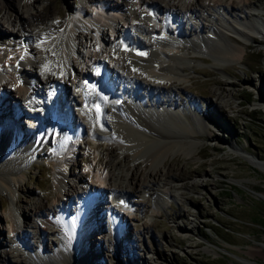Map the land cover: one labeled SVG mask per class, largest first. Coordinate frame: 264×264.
<instances>
[{"label": "bare ground", "instance_id": "obj_1", "mask_svg": "<svg viewBox=\"0 0 264 264\" xmlns=\"http://www.w3.org/2000/svg\"><path fill=\"white\" fill-rule=\"evenodd\" d=\"M82 1L86 4V7L88 5L97 6L100 9L97 11V15L94 17L91 15L87 16L85 14L86 9L81 8L78 12L79 14L72 17L68 13L61 14L58 12L57 16L60 19L57 20L52 17L53 9H51V5L43 4L44 1L42 0H35L34 2L32 0H10L7 2L13 6L16 5L19 10L21 9L20 5L30 8L28 18L21 19L20 17L19 25H16L17 28L13 27V29L9 30L18 40L16 49L8 51L3 48L0 49V65L2 66V70H0V137L2 138H0V187L5 188L12 195L15 189L18 190L22 185L23 176L19 173V168L23 165V161H21L23 159L21 157V159L14 158L12 154L16 150H10L9 147L17 146L20 143L15 142V137L20 136H16V134H21L24 130L31 133L26 127L27 124L23 122L25 118L19 119L16 116L17 109L15 107L21 109L22 99L30 105L31 99L29 97L33 93L36 95L42 94L41 87L43 84H47V81L55 79L63 81V90H65L63 93L72 94L68 85L74 83L73 79L78 83L74 85V88L81 86V83L78 82L81 77L83 78L86 75L91 78L95 77L88 74V70H91V67H95L92 63L105 60V66L111 73L110 78L116 76V82L119 80L117 84L119 86L123 85L122 91L117 92V89L112 85H106L107 90L114 93L111 96L113 104L106 107L101 120L89 104L84 107L77 106L78 111L83 114V118L88 122L85 130L83 122L79 119V123L85 131L83 134L91 136L97 142L101 140L110 142L109 149L111 153L121 152L118 157L123 156L124 160L129 159V155L125 153L127 147L133 148L132 155L140 151H146L148 154L146 162L148 163L161 161L164 156L172 152L176 154L182 153L185 156L193 155L200 150L198 149L199 143L196 140V135H211V123L207 119H203L198 113H195L194 120H191L186 111H183V113L170 111L166 107V100L162 97L163 94L168 92H183L185 89V86L181 84L185 78L183 79V74L180 72L185 71L188 65L185 64L186 67H182L185 65L181 66L180 62H178L184 57L183 47L186 44L191 46L199 45V47L196 46L199 50L200 45L203 46L204 43V50L206 47V49L216 52V55L222 54L220 56L238 60L242 56L241 54L244 50L242 48L244 46L230 39L229 35L235 33L238 35V37H235L236 39H240V36L249 41L254 37L260 36L264 27V9L256 11L251 0H233L232 2H227V0H178V4H175L173 0ZM238 1L242 3L241 6L237 4ZM1 2H4V0H1ZM150 7H154V14L149 11ZM215 7L218 10L213 13ZM164 15L166 21L162 22ZM118 16H121V21L118 20ZM157 16L159 17L158 21L156 20ZM207 17H213L217 23L204 26V20ZM196 21L199 22V26H195ZM13 22L11 21V24ZM187 22L190 24L192 22L193 25L191 24L188 27V25H185ZM106 26L111 29V35L105 32ZM83 27L86 28L85 33L84 29H82ZM204 27H208L212 33L209 35L205 34ZM200 28L203 29V32L199 30ZM144 34L146 35L142 37ZM149 36H153V38L148 42L149 53L145 58L132 53L130 50H121L119 48L121 38L125 41L141 44L146 41L145 38L150 39ZM22 40H25L24 45L21 44ZM76 40H79L78 44L85 46V51L79 48ZM23 48H25L24 54L21 53ZM73 53L80 56L83 63L82 66L77 67L74 64L71 56ZM16 58H20L18 66L14 64ZM6 61H10L9 65L5 64ZM25 62L27 63L25 64ZM27 64L30 65V68L25 67ZM18 78H21L19 82H17ZM175 83H178L176 89L173 88ZM7 84L11 85L9 89H6ZM94 86L89 88L78 87V94L83 89L85 94L87 93L90 96L91 93L99 98V94L93 89ZM126 93L130 94L131 99L128 101L125 97L119 99V95ZM213 94L217 96V99L222 95L220 91L217 93V90H214ZM57 96L59 111H61L65 104L61 101V94ZM74 101L79 103V101L82 102V99H72L71 103ZM178 101V98H173V103H178ZM149 102L152 105H157L158 108L162 106L164 111L159 109L158 112H154L150 108ZM141 105L147 106V108H142ZM136 108L140 109L139 112ZM25 109L29 112V109ZM12 110L14 111L13 115ZM71 111V119H76L73 108ZM25 117L30 118L28 121L31 126L33 125L32 129H34L37 126L39 117L36 115L35 118L38 120H34L35 123L27 114H25ZM66 118L64 122L63 115L59 112L58 119L63 121V125L60 128V135L51 137V141L63 138L68 130L71 131L73 129V120L68 123ZM166 119L168 120L165 121ZM19 121L22 124H18ZM45 121L48 122V126L45 128L43 135H41V126L38 125L36 136L34 135V137L29 139L30 143H26L29 149L32 146L41 148L47 143L46 137H48L50 117L46 118ZM54 127L57 129V124ZM197 127L200 129L197 130ZM62 132L64 133L63 137H61L63 135ZM177 132L186 134L189 141L179 139ZM71 137L74 138V134ZM25 140L22 139L21 148L22 145H25ZM55 142L59 141L56 140ZM68 143L70 145V141ZM153 143L157 145L152 147ZM72 144L75 145V142L71 140ZM50 145L51 147L49 146L45 149L49 150L53 147V154L62 152L59 156H52L53 154L51 153L50 157L56 165L54 171L56 184L65 183L68 186L57 198L61 204H65L64 213H61L62 206L60 204L57 207L49 205L47 204L46 196L41 198L40 205L32 208L35 234L39 238L38 244H36L30 240L29 231L25 229L31 222L28 219V214L26 215L25 208L19 207L20 209L17 210L25 219L23 227L16 221V217L19 216L17 212L11 211L13 220L12 235L5 237L6 245L16 248L14 253L19 257H12L13 255L8 251L7 246L0 241V264H37L38 260H45L44 257H47V254L50 255V264H58L55 263L57 261H60V264H85L86 252L89 249H93V247L90 243L91 240L85 239V233L82 235L84 232L82 227L85 229L86 223L91 225L87 219L92 218L90 214L92 211L100 214L102 209L100 206L96 207L94 205L97 200L94 197L97 194L95 192H105L103 188H106L112 195L116 194V203L119 200L118 196L123 195L127 198L126 195L128 193L130 194V192H135L138 189V192H144L145 187L154 189V186H156L160 191V196H158L160 198L162 193H171V188L174 187L173 182L175 179L169 173L176 168V164L167 165L166 163L159 168L154 166L153 170L150 171L149 177V181H152L151 185L147 184L141 189L139 188L141 185L139 183L136 185L134 181L140 163L134 161V159L119 174L115 171L123 160H116V158L108 161L100 158L99 162L105 164V170L109 168L107 176L99 175L97 180L91 183L81 181V183L75 184L74 181L78 180V175L81 180L84 176L79 173L77 176L74 174V177L70 179L66 177L67 169L74 159V154L69 152V149V151H65V145L61 147L58 144ZM19 147L17 148L19 149ZM26 149H23L22 152L17 151V154H27ZM35 152L36 150L29 154L30 158L34 157ZM44 152L43 154H45ZM24 154L23 156L26 158ZM243 156L248 159L251 158L247 154H243ZM251 162L264 168V162L261 160L254 159ZM131 166H134L133 172L130 170ZM158 175H161V178L157 180ZM122 178L128 179L126 184H123L122 180L124 179ZM112 180H115V183H112ZM82 192H88V194L84 197L85 199H81L80 205L76 203L74 206L71 205L70 208L66 207L65 202L74 201L75 197L82 196ZM90 198L91 200H89ZM132 198L128 201L129 203ZM85 200L87 201V206L84 207L83 201ZM113 201L114 197L112 203ZM112 203L109 201L105 205L106 208L102 210L106 211V213L110 212V215L107 213L110 217L119 216L121 214L120 208L123 205L120 202L116 205ZM127 208L124 210L129 211ZM66 212L69 213L66 214ZM124 217L122 216L121 218ZM82 218L85 219V222L82 221ZM91 221L94 222V218ZM121 223L116 226L118 232L115 229L114 236H118V234H121L120 231H124L122 230V219ZM122 234L128 237L125 232ZM23 235L24 238L21 239ZM48 236L52 238L51 244L46 241ZM52 236L56 237V239ZM83 239L88 241L84 248L80 243ZM24 244L29 249L24 248ZM75 249L77 253H75Z\"/></svg>", "mask_w": 264, "mask_h": 264}, {"label": "rangeland", "instance_id": "obj_2", "mask_svg": "<svg viewBox=\"0 0 264 264\" xmlns=\"http://www.w3.org/2000/svg\"><path fill=\"white\" fill-rule=\"evenodd\" d=\"M8 1L10 0H4V2L0 0V49L3 48L7 51L16 49V45H18V40L9 30L16 27L20 17L21 19L28 18L30 11L29 7L23 5H20L21 9L19 10L16 5L7 3ZM42 1L45 5H51L52 17L57 20L60 19L57 16L58 12L68 13L72 17L79 14L81 8H85V14L94 17L100 10L97 6L88 5L86 7L82 0ZM232 1L227 0V2ZM251 1L256 11L264 9V0ZM173 2L178 4V0H173ZM237 4L242 5L239 1ZM216 8L213 9V13L218 10ZM120 18L121 16H118L119 21H121ZM6 19L7 21H5ZM189 19L192 20L190 17ZM11 21H14L13 24ZM198 23H195V26H199ZM216 23L217 21L213 17H207L204 20V26ZM191 24L187 22L185 25L190 27ZM256 25L258 26L257 23ZM82 29L85 33L86 28ZM199 30L203 32V29ZM105 32L109 35L112 33L108 26L105 27ZM204 32L207 35L212 33L208 27H204ZM262 33L249 41L240 36V39H236L235 37L238 35L235 33H231L235 36L229 35L230 39L245 47L242 48L244 50L238 60L220 56L222 54L216 55V52L208 50L206 47L204 50V43L203 46L200 45L199 50L196 47L199 45L186 44L187 46L183 47L184 57L178 62L181 66L188 65L185 71L180 72L183 74V79L185 78L181 83L185 89L183 92H168L162 97L166 100V107L170 111L174 113L186 111L191 120H194V114L198 113L211 123V135H196L200 150L193 155L185 156L182 153L172 152L164 156L161 161L148 163L146 162L148 155L146 151L132 155L133 148L127 147L125 153L129 155V159L124 160L123 156L118 157L121 152L111 153L110 142L105 140L97 142L91 136L83 134L84 130L79 131V126L83 129L79 123V119L80 121L83 119V114L76 111V113H80L75 115L74 112V116L77 118L72 119L73 129L65 133V137L70 134V145L68 138L63 137V132L61 135L63 138L56 140L61 142L58 146L65 145V151L70 150L69 152L74 154L66 177L70 179L74 177V174L77 176L79 173L84 176L81 180L78 175V180L74 181L75 184H79L81 181L91 183L96 181L99 175L107 176L109 168L105 170V164L99 162L100 158L104 161L113 158L122 159L123 161L115 171L119 174L134 159L139 162V169L134 181L136 185L138 183L141 185L139 187L141 189L147 184L151 185L152 181H149V177L154 166L159 168L166 163L167 165H171V163L177 165L169 173L175 179L171 193H162L160 198L158 197L160 191L156 186L154 189L145 187L144 192H138L139 189L130 192L126 196L129 199L133 197L132 201L125 205L122 204L124 207H119L121 209L119 216L110 217V212H107L109 213L107 215L106 211L102 210L106 208L105 205L109 201L112 203L113 197L114 205L119 202L117 200L115 203L116 194L112 195L103 187L100 188H103L105 192H95L97 194L94 197L98 201L96 200L94 205L100 206L102 209L100 214L92 211L94 215L91 217L94 218V222L91 221L92 218H89L87 221L91 225L86 223L85 229L82 227L84 230L82 235L85 233V239L91 240L90 243L93 247L86 252L85 264H264V168L251 162L254 159L264 162V27ZM149 37L150 39L145 38L146 41L141 44L148 47V42L152 40L153 36ZM76 42L78 44L79 40ZM78 45L82 51H85V46ZM71 56L77 67L83 65L80 56L74 53ZM6 64H8L7 61ZM25 67L30 68V65L27 64ZM182 67H186V65ZM73 81L74 83L69 84L68 88L79 99L80 96L74 89L77 81L75 79ZM6 86V89H9L11 85L7 84ZM177 86L178 83H175L173 88L176 89ZM119 88L122 91V85ZM214 90H217V93L220 91L221 97L217 99V96L213 94ZM174 97L179 99L178 103H173ZM21 101L25 103L23 99ZM149 105L154 112H158L159 109L163 110L162 106L158 108L151 102ZM145 107L147 108V106ZM69 112L71 111H68V114ZM70 115L72 114L70 113ZM19 122L18 124H22ZM23 122L27 124V128L31 126L26 119ZM33 122L35 123L34 120ZM31 127L33 128V125ZM84 129L86 130V125ZM199 129L197 127V130ZM72 131L76 132L74 138H71ZM33 133L36 136V131ZM18 137H15L16 143H18ZM177 137L189 141L184 133L177 132ZM30 138L31 135L26 136L25 145H22V148L21 142L17 146L9 147L10 150H16V153L12 154L14 158L23 159L21 160L23 165L19 168V173L23 176L22 185L18 190L15 189L13 195L5 188L0 187V241L7 246L14 258L19 257L14 253L16 248L6 245L5 239L8 235H12L11 211L17 212L21 207L25 208L26 215L28 214V219L31 221L25 229L29 231L30 240L38 244L39 238L35 234L32 208L39 206L41 198L46 196L47 204L56 207L60 204L62 206L61 213H64L65 204H61L57 198L68 187L65 183H61L62 186L56 184L54 172L56 165L50 157L51 153H54L53 147L46 150L45 148L51 147V145L45 143V146L41 148L32 146L29 149L26 143H30ZM71 140L75 142V145H71ZM156 145L153 143L152 147ZM27 147L28 149H26ZM23 149L27 150L28 156L23 153L26 158L22 153L21 155L17 154V151L22 152ZM33 149L36 152L35 155L33 154L34 157L30 158L29 154L34 152ZM61 153L52 156H59ZM243 154L251 156V160ZM130 170L133 172L134 166H131ZM160 178L161 175H158L157 180ZM119 179L121 180V178ZM122 179H124L122 180L123 184H126L128 179ZM114 181L112 180V183H115ZM81 195L75 197L74 201L65 202L66 207L70 208L76 203L80 205L84 192ZM118 197L120 198V196ZM86 202V200L83 201L84 207L87 206ZM126 207L129 211L124 210ZM17 214L19 216L16 217V221L23 227L25 219L18 212ZM122 216L125 217L121 218ZM121 219L124 231H120V235L114 236L116 226L122 224ZM84 220L82 218V221ZM123 232L128 234V237H125ZM52 237L56 239V237ZM23 238L24 235L21 239ZM87 240L83 239L80 242L83 248L88 243ZM46 241L51 244V236H48ZM23 246L29 249L26 244ZM75 253H77L76 249ZM49 257L50 255L47 254V257H44L45 260H38L37 264H50ZM55 263L60 264V261Z\"/></svg>", "mask_w": 264, "mask_h": 264}, {"label": "trees", "instance_id": "obj_3", "mask_svg": "<svg viewBox=\"0 0 264 264\" xmlns=\"http://www.w3.org/2000/svg\"><path fill=\"white\" fill-rule=\"evenodd\" d=\"M203 263V262H202ZM205 263V262H204Z\"/></svg>", "mask_w": 264, "mask_h": 264}]
</instances>
